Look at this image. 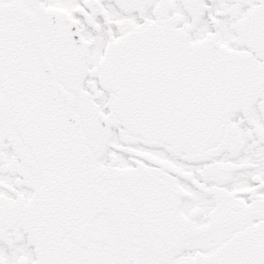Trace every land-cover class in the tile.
Listing matches in <instances>:
<instances>
[{
	"label": "snow or ice",
	"instance_id": "snow-or-ice-1",
	"mask_svg": "<svg viewBox=\"0 0 264 264\" xmlns=\"http://www.w3.org/2000/svg\"><path fill=\"white\" fill-rule=\"evenodd\" d=\"M0 264H264V0H0Z\"/></svg>",
	"mask_w": 264,
	"mask_h": 264
}]
</instances>
